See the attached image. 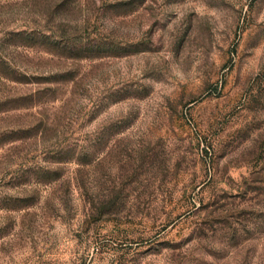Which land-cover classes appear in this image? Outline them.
<instances>
[{
	"label": "rangeland",
	"instance_id": "374dc122",
	"mask_svg": "<svg viewBox=\"0 0 264 264\" xmlns=\"http://www.w3.org/2000/svg\"><path fill=\"white\" fill-rule=\"evenodd\" d=\"M0 264H264V0H0Z\"/></svg>",
	"mask_w": 264,
	"mask_h": 264
}]
</instances>
